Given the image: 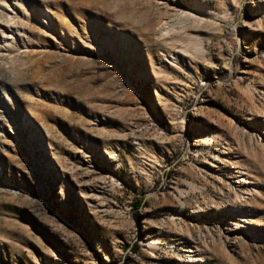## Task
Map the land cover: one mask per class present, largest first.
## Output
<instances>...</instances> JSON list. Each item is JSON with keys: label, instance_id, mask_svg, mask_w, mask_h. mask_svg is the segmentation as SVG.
Instances as JSON below:
<instances>
[{"label": "rangeland", "instance_id": "1", "mask_svg": "<svg viewBox=\"0 0 264 264\" xmlns=\"http://www.w3.org/2000/svg\"><path fill=\"white\" fill-rule=\"evenodd\" d=\"M0 264H264V0H0Z\"/></svg>", "mask_w": 264, "mask_h": 264}]
</instances>
